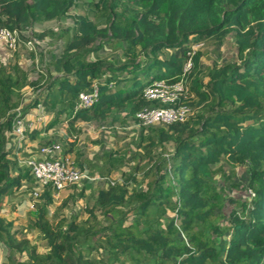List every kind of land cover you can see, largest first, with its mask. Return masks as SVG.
<instances>
[{"label":"trees","instance_id":"trees-1","mask_svg":"<svg viewBox=\"0 0 264 264\" xmlns=\"http://www.w3.org/2000/svg\"><path fill=\"white\" fill-rule=\"evenodd\" d=\"M75 2L0 0V26L24 33L35 22L68 16ZM94 4L104 23L87 13L73 14L71 37L53 57L57 74L30 80L17 63L7 69L0 61V201L30 178L27 166H17L18 155L26 140L37 139L43 131L28 127L21 137L13 131V108L24 85L32 86L36 94L19 105L21 114L38 107L39 88L46 86L44 104L53 114L44 128L65 120L72 134L77 120H137L139 109L156 102L147 99L143 89L155 80H178L191 54L187 92L179 101L204 109L147 136L146 147L170 144L171 172L157 173L166 161L160 154L149 170L154 177L146 189L128 188L135 176L123 173V182L96 189L83 220L49 218L53 189L46 185L29 222L42 234L46 250H38L13 221L0 215V242L8 250L3 264H264V0H95ZM229 32L235 36L236 59L209 66L204 83L201 52L191 53L192 44L222 39ZM35 35L41 37L43 32ZM112 41L121 45L124 60L116 64L88 57ZM94 83L95 101L77 107L79 93L90 91ZM140 143L142 134L136 140ZM222 159L247 163L252 192L249 200L233 198L226 227L218 221L223 217L216 211L222 196L211 170ZM78 165L93 173L85 162ZM84 190L77 194L82 196ZM95 209L106 217L105 226L99 225ZM168 210L173 214L167 215Z\"/></svg>","mask_w":264,"mask_h":264},{"label":"rangeland","instance_id":"rangeland-1","mask_svg":"<svg viewBox=\"0 0 264 264\" xmlns=\"http://www.w3.org/2000/svg\"><path fill=\"white\" fill-rule=\"evenodd\" d=\"M94 2L95 0H76L74 5L70 8L68 16L35 22L26 31H24V33H21L24 38L31 37L34 42L32 49L24 46L21 50L23 52L25 51L24 53L26 54L25 56L27 59L25 61V67L29 70V79H42L44 78V74H51V76L53 74H57L53 70V57L58 56L62 52L64 43L71 37V32L73 31L74 26L73 14L87 13L95 21L100 22V20H102L101 22L104 23V16H100V11H95L96 6ZM37 32H43V35L41 37H37L35 35ZM192 49L194 51L199 50L201 52L200 66L202 68V81L204 83L207 81L206 72L209 66L214 63L222 64L227 61L235 60L237 56L236 42L233 32L227 33L222 39L208 38L195 42L192 44ZM18 53L19 52L17 51H13V58H16L15 54ZM164 54L165 52H161L159 56L162 57ZM88 57L90 59L102 57L118 64L120 61L124 60L125 55L121 45L112 41L111 43L104 44L97 52L90 53ZM139 58H142V56L140 55ZM10 66L12 67L11 64H8L6 68L10 69ZM23 67L21 66L22 69H24ZM41 82H43V80H41ZM23 88L26 90L27 95H22V99L20 98L16 107L30 101L36 94V90L30 85H24L21 89ZM39 89V100L44 108H46L44 104L46 86H41ZM16 99L17 96H14V100ZM200 105L201 104L191 106L192 110L189 115L190 117L203 111L204 106ZM14 109L15 107L13 108V111ZM46 116L48 115L46 114ZM46 120L48 122L49 119L46 117ZM95 124L98 128L97 135H95V132H91L87 129V135L80 134V136L77 135L74 139L76 140L79 138L77 140H80L82 144L85 146H91V149H87V155L89 157L93 155V150H96L97 152L100 151L97 147H93L92 144H94L93 141L96 140V138L99 140V137H101L102 142L106 143L107 146L109 145L112 147V153L114 152L116 155L109 156L108 154H102L96 158L97 161H93L92 167H95L98 173L107 170V168H110V170L113 171L107 172L108 177L104 176L103 181L97 179L94 182H90V185H84V181V183L76 184V186L70 184L59 191H53V201L50 205H48L49 218H51L52 215H57V217L65 216L66 220L71 219L72 216H76L80 220L85 219L88 216L86 205L93 202L96 189L99 187H107L110 184L123 182V173L128 174L133 172L135 176V179L128 183V188L135 187L138 190L146 189L154 177L152 174L153 171L149 172V170L160 158V154L166 158V161L161 164V168L157 173L161 174L165 170L171 172L173 160L169 157L170 144L164 143V146L162 144L158 146L153 145L151 147H146L145 145L149 141L147 136L151 134L154 135V130H157L159 127H164L165 125L157 123L144 125L139 123L137 120L132 119V117H129L121 122H112L108 119L105 121L95 122ZM45 125L46 124H42L40 128L45 127ZM140 134H142V145L141 143L136 144V140L139 138ZM54 136L56 138L59 137L55 135V132H53L50 134V137L43 138L42 140L44 142ZM64 140L66 141L65 138ZM64 140H60L62 147L68 146L70 142H72L70 141L71 139H67V143L64 144ZM30 154H32L31 151L29 154L25 152L19 153L18 159L20 162L18 161L19 163L17 166L20 169L25 166L23 160ZM75 163L78 164L77 162ZM211 170L212 176L216 180L217 189L222 196V204L217 207L216 211L221 213L223 217L218 218V221H220L221 226L226 227L228 209L234 204L233 198L249 200L252 195V192L247 184V163L234 164L222 159L220 162L213 164L211 166ZM146 171H148V173H146ZM16 172L17 171H14L15 174ZM35 187L36 184L34 183L31 175L30 178H24L20 187H15L11 194L2 197V200L0 201V215L13 221V226L20 228L23 233L28 236L30 241L33 244H36L38 250L43 251L46 250L47 247L42 234L38 229L29 226L30 218H32V208L30 204L34 201V209L35 204L39 201V198L35 199L32 197V190ZM84 187V194L82 196L78 195L77 193L79 191L81 192ZM95 210L97 218L100 221L99 225L105 226L108 223L106 217L98 209ZM172 214V211H167V215ZM132 219L133 218L130 216L128 220L130 221ZM7 254L8 250L0 242V264H3L6 261ZM96 254V252H93L92 256H96ZM23 256L24 255H21L20 257Z\"/></svg>","mask_w":264,"mask_h":264},{"label":"built area","instance_id":"built-area-1","mask_svg":"<svg viewBox=\"0 0 264 264\" xmlns=\"http://www.w3.org/2000/svg\"><path fill=\"white\" fill-rule=\"evenodd\" d=\"M0 42L10 50H16L20 44L32 49L34 42L31 37H23L21 32L0 26ZM192 50L191 53H193ZM192 69L190 57L183 65L182 75L178 80L168 81L164 79L155 80L143 89V95L156 101L145 105L136 112L139 123L144 125L162 124L167 125L175 121H184L191 113L192 107L180 99L187 92L186 75ZM97 84L94 83L90 91L80 92L77 107L91 105L97 97ZM39 103L38 108H42ZM20 106L15 107L16 117L14 119L13 131L18 137L23 136L25 130L31 127L32 122L27 114L22 115ZM59 138H51L37 147V152L30 154L23 160L27 166L36 187L32 190V197L38 198L40 192L46 185H50L53 191H59L73 183H84L89 180L94 182L103 178L100 175H91L76 164L68 155L63 153V147ZM34 207V201L30 204Z\"/></svg>","mask_w":264,"mask_h":264},{"label":"crops","instance_id":"crops-1","mask_svg":"<svg viewBox=\"0 0 264 264\" xmlns=\"http://www.w3.org/2000/svg\"><path fill=\"white\" fill-rule=\"evenodd\" d=\"M23 47H24V45L20 44L17 47V50H13V51L19 52L18 54H15L16 58H13V51H11L9 48H7L5 46V44L0 42V61L5 65L17 63L20 67L24 66L23 68H24V70H26L25 72H26L27 78L29 79V77H28L29 70L27 67H25V64H26L25 61L27 59L25 56L26 54L24 53L25 51L24 52L21 51ZM23 50H25V49H23ZM30 80H37V78H35V79L30 78ZM21 92H22L23 96L27 95V92H26V90H24V88L21 89ZM45 109L46 108H44V106L42 108L35 107V108L31 109L30 112L27 113V117L32 122L31 127L40 128L42 126V124H46V122H47L46 117H47V119H50L53 112L51 110H45ZM46 114L48 116H46ZM62 117H63V115H62ZM95 122H98V121L77 120L75 123L76 131L72 132V134H70V130H69L67 122L65 120L58 122L56 125L48 128V129H45L43 127V131L40 133V135L37 139L31 140V141L26 140V142L24 143L23 152H25L27 154H29L30 151L32 153L33 152L36 153L38 145L41 144L40 142H43L42 139L50 137V134L55 132V135L59 136L58 137L59 139L62 137H64L66 139V141L64 140L65 143H67V141H68L67 139H71L70 141H72V144H69L68 146L63 147V153L64 154L68 155L74 162H77V163L78 162H85L89 166L90 170L93 171L92 174H98L104 178V176L105 177L107 176V172H109V171L104 170L101 173H98L96 171V168L92 167V163L94 160L97 161L96 158H98L102 154H108L110 151L113 150V148L110 147L109 145L107 146L106 143H103L101 140V137H99V140L96 138V140L93 141L94 144H92V146L95 148L97 147V149H99L100 151L97 152L96 150H93L94 151L92 153L93 155L88 157L87 149H91V146H85L84 144H82L80 142V140H77L79 138H77L76 140L74 139L77 135L80 136V134L87 135L88 130H90L91 132H95L96 133L95 135H97L98 128H97ZM51 138H56V137L54 136ZM60 140H63V139H60ZM19 143L20 142H18V144ZM103 178H100L99 180L103 181L104 180Z\"/></svg>","mask_w":264,"mask_h":264},{"label":"clouds","instance_id":"clouds-1","mask_svg":"<svg viewBox=\"0 0 264 264\" xmlns=\"http://www.w3.org/2000/svg\"><path fill=\"white\" fill-rule=\"evenodd\" d=\"M193 50V49H192Z\"/></svg>","mask_w":264,"mask_h":264}]
</instances>
